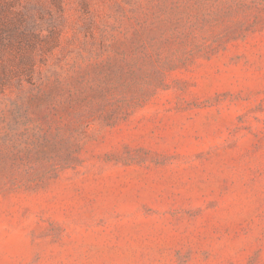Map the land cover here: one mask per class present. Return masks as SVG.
Segmentation results:
<instances>
[{
	"label": "rangeland",
	"instance_id": "obj_1",
	"mask_svg": "<svg viewBox=\"0 0 264 264\" xmlns=\"http://www.w3.org/2000/svg\"><path fill=\"white\" fill-rule=\"evenodd\" d=\"M0 264H264V0H0Z\"/></svg>",
	"mask_w": 264,
	"mask_h": 264
},
{
	"label": "trees",
	"instance_id": "obj_2",
	"mask_svg": "<svg viewBox=\"0 0 264 264\" xmlns=\"http://www.w3.org/2000/svg\"><path fill=\"white\" fill-rule=\"evenodd\" d=\"M23 32H21L16 27H3L0 29V40L1 41H20L21 35Z\"/></svg>",
	"mask_w": 264,
	"mask_h": 264
}]
</instances>
